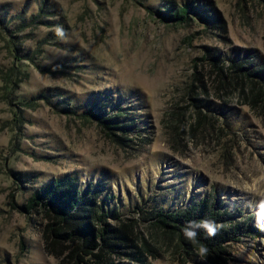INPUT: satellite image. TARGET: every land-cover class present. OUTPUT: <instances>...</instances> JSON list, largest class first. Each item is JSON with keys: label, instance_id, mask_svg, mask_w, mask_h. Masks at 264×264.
Instances as JSON below:
<instances>
[{"label": "rangeland", "instance_id": "rangeland-1", "mask_svg": "<svg viewBox=\"0 0 264 264\" xmlns=\"http://www.w3.org/2000/svg\"><path fill=\"white\" fill-rule=\"evenodd\" d=\"M66 179L116 264H211L157 224L202 199L252 223L220 264H264V0H0V264H77L23 209Z\"/></svg>", "mask_w": 264, "mask_h": 264}, {"label": "trees", "instance_id": "trees-1", "mask_svg": "<svg viewBox=\"0 0 264 264\" xmlns=\"http://www.w3.org/2000/svg\"><path fill=\"white\" fill-rule=\"evenodd\" d=\"M189 11L200 17L198 7L193 2L180 9L167 6L163 10H158L157 14L165 22L178 25L189 20ZM204 19L208 20L207 17ZM239 68L237 66L236 69L239 70ZM91 194L89 189L83 190L77 183L67 179L51 182L40 192H36L23 209L26 212L37 209L45 217L44 231L50 250L56 252L55 250L68 248L71 249L69 251L73 256L81 261L93 256L95 264H116L113 255L114 253L122 254V242L119 239L113 240L115 231L108 224L109 211L105 210L106 202L95 201L89 197ZM217 207L218 204L213 201L202 199L182 211H174L170 214L158 212L157 224L168 233L180 237L182 242L194 250H197L201 244L206 245L208 253L204 259L211 264L226 263L223 258L226 254L224 243L233 239L238 242L239 237H243L244 230L251 229L252 223L249 218H243L239 223L230 222L229 219L233 217L226 211H219ZM204 219L213 220L219 225L222 224V227L214 237H207L201 229L197 243L187 240L182 231L183 227L190 221ZM95 221L98 224L97 228L93 223ZM248 221H250L249 224ZM131 256L137 259L135 253Z\"/></svg>", "mask_w": 264, "mask_h": 264}, {"label": "clouds", "instance_id": "clouds-1", "mask_svg": "<svg viewBox=\"0 0 264 264\" xmlns=\"http://www.w3.org/2000/svg\"><path fill=\"white\" fill-rule=\"evenodd\" d=\"M262 211H264V204L261 205ZM222 226L217 224L213 220L204 219L201 221H190L186 226L183 227L182 231L184 237L193 242H198L199 231L202 229L206 233L207 237H214ZM208 253L207 246L201 244L197 249V254L201 257L206 256Z\"/></svg>", "mask_w": 264, "mask_h": 264}]
</instances>
